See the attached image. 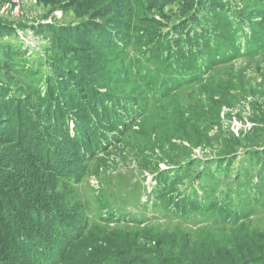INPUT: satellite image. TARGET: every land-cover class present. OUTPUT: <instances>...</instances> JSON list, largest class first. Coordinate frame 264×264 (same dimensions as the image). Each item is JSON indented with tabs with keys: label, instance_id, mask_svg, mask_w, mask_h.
<instances>
[{
	"label": "trees",
	"instance_id": "1",
	"mask_svg": "<svg viewBox=\"0 0 264 264\" xmlns=\"http://www.w3.org/2000/svg\"><path fill=\"white\" fill-rule=\"evenodd\" d=\"M67 1L80 20L53 25L56 54L28 57L16 26L0 14L2 263L264 264V229L251 224L264 210V148L246 149L235 179L225 185L231 173L228 154L238 157L237 150L223 149L199 170L156 174L148 201L133 190L131 204L141 209L138 214L95 195L93 188L94 195L83 190L100 155L146 115L174 125L165 133L168 141L200 145L208 123L214 120L222 128L220 108L227 102L214 103L217 112H198L200 117L190 107L157 102L192 84L219 96L220 85L209 83L217 65L239 56L261 62L264 0H250L259 6L252 16L234 0H201L200 5L184 0L181 9L191 4L181 11L185 20L173 33L157 34L150 32L146 12L173 0ZM100 56L121 60L122 66L111 71L104 59H96ZM118 74L136 84L130 94ZM153 130L156 134L157 128L147 132ZM156 221L180 222L194 231L150 235V248L130 238L93 237L108 227ZM209 225L214 230L201 228Z\"/></svg>",
	"mask_w": 264,
	"mask_h": 264
},
{
	"label": "rangeland",
	"instance_id": "2",
	"mask_svg": "<svg viewBox=\"0 0 264 264\" xmlns=\"http://www.w3.org/2000/svg\"><path fill=\"white\" fill-rule=\"evenodd\" d=\"M4 1L0 0L1 3ZM183 1L173 0L161 8L154 6L150 11H147L146 16L148 15L150 19V32L153 34L173 33L175 26L185 20L181 11L191 5L187 3L181 9L178 3ZM204 1L209 3L208 0ZM234 1L250 16L257 13L256 9L259 8L250 0ZM202 2L201 0L195 1L199 5ZM7 3H4V6L0 5V14H6L4 20L16 26L19 41L30 51L28 57L56 54L58 51L55 49L56 43L59 42L53 35V25H71L80 20L78 11L71 6H66L70 4L67 0L62 1L59 5H54L46 0H24L23 12L19 16L10 14L11 8L5 11ZM205 15L206 13L203 12V16ZM255 19L260 20V17L256 16ZM34 27L40 29H34ZM170 36H172L171 33ZM145 48L149 47L143 49ZM64 51L70 56L73 55L72 51ZM260 58L262 61L258 62L255 57L239 56L232 61L217 65L209 83L210 85H220L221 95L219 96H213L204 91L206 86L203 84H192L180 90L174 98L161 99L157 102L159 105L190 107L194 117H200V112L203 115L205 112L207 115L210 112L214 114L217 112V107L213 106L214 103L227 102V105L220 108L222 128H219L220 125L216 124L214 120L208 123L206 125L207 135L204 136L203 144L195 145L186 141L182 142L179 139L168 141L164 137L165 133L169 129H173L174 125L158 121L156 123L153 116L146 115L140 118L129 131L118 134V141H114L112 146L100 155V160L94 165V172H91L88 181L84 183L83 190L86 189V192L92 194L91 188H93L95 195H99L106 201L112 200L114 205L123 206L124 209H133L138 214L141 209L131 204L133 190L136 191V194L139 193L137 190H141L142 201H148L147 193L152 190V185H156V180H154L156 174H163L170 168L178 170L180 167H190L186 168V172L196 167H199V170L200 167L207 166L212 161V157L222 155L225 151L223 149L229 152L232 149L237 150V154L234 155H239L235 157L230 152L228 155L232 159L226 161L231 173L229 180L227 179L223 183L225 185L232 179L234 180L237 170L244 163L240 156L244 154L245 150L253 146L264 148V52L260 54ZM96 59H104V57L100 56ZM104 62L109 65L108 68L111 67V71L122 66L121 60H116L113 57L104 59ZM118 80L127 81L123 82L122 86L126 94H130L132 87L136 86L134 81L127 80L123 74H118ZM118 85L120 86V83ZM172 103L174 104L172 105ZM155 127L157 136L154 130L152 134L147 132L153 128L156 130ZM152 145L155 150H152ZM170 158H174V160L170 162ZM253 175L255 176V173ZM184 181L187 180L184 179ZM146 188L147 191H144ZM146 211L149 216L154 214L153 209L149 208ZM179 223L156 221L145 226H112L101 232L97 231L93 237L103 234L115 241H126L130 238L138 245L150 248L153 245L149 240L150 235L154 236L156 233L172 232L179 229L192 230L185 226L186 224ZM251 224L264 229V210L252 220ZM201 228L214 230L215 226L209 225ZM2 262L3 258L0 256V264H5Z\"/></svg>",
	"mask_w": 264,
	"mask_h": 264
},
{
	"label": "built area",
	"instance_id": "3",
	"mask_svg": "<svg viewBox=\"0 0 264 264\" xmlns=\"http://www.w3.org/2000/svg\"><path fill=\"white\" fill-rule=\"evenodd\" d=\"M23 1L24 0H9L5 11L11 8L10 14L19 16L23 12Z\"/></svg>",
	"mask_w": 264,
	"mask_h": 264
}]
</instances>
